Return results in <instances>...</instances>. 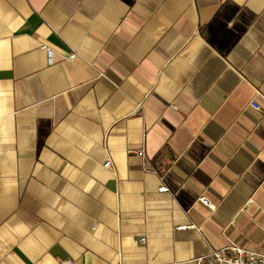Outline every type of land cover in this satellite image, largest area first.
<instances>
[{
	"label": "crops",
	"instance_id": "1",
	"mask_svg": "<svg viewBox=\"0 0 264 264\" xmlns=\"http://www.w3.org/2000/svg\"><path fill=\"white\" fill-rule=\"evenodd\" d=\"M229 244L264 252V0H0V264Z\"/></svg>",
	"mask_w": 264,
	"mask_h": 264
},
{
	"label": "built area",
	"instance_id": "2",
	"mask_svg": "<svg viewBox=\"0 0 264 264\" xmlns=\"http://www.w3.org/2000/svg\"><path fill=\"white\" fill-rule=\"evenodd\" d=\"M48 49L50 61H54L53 50ZM69 59L76 58V53H71L68 56ZM252 106L262 110L261 107L256 103L252 102ZM104 166L107 168L112 167L111 160H106ZM160 191H168V187L163 184L160 188ZM205 204L215 207L213 203L206 197L201 198ZM186 226H178V229L185 228ZM187 227H195L194 224H191ZM141 242H146V237H141ZM71 260H67L64 264H71ZM176 264V263H175ZM191 264H264V252L256 251L251 249H246L240 247L236 244H229L220 249H213L210 253L205 255H200L194 258Z\"/></svg>",
	"mask_w": 264,
	"mask_h": 264
}]
</instances>
